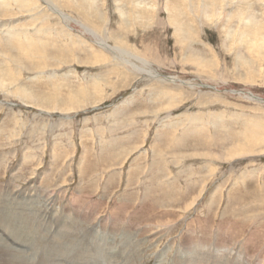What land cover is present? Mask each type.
<instances>
[{
	"label": "rangeland",
	"instance_id": "obj_1",
	"mask_svg": "<svg viewBox=\"0 0 264 264\" xmlns=\"http://www.w3.org/2000/svg\"><path fill=\"white\" fill-rule=\"evenodd\" d=\"M0 264H264V0H0Z\"/></svg>",
	"mask_w": 264,
	"mask_h": 264
},
{
	"label": "bare ground",
	"instance_id": "obj_2",
	"mask_svg": "<svg viewBox=\"0 0 264 264\" xmlns=\"http://www.w3.org/2000/svg\"><path fill=\"white\" fill-rule=\"evenodd\" d=\"M181 1H182V0H181ZM191 1H192V0H191ZM178 2H179V1H178ZM178 4H179V3H178ZM182 4H183V2H182ZM176 5H177V4H176ZM195 5H196V4H195ZM195 5H193V6H195ZM197 5H199V4H197ZM197 5H196V6H197ZM174 6H175V5H174ZM178 6H179V5H178ZM178 6H177V7H178ZM182 6H183V5H181V7H182ZM196 6H195V7H196ZM185 7L187 8V5H186ZM169 8H170V6H169ZM172 8H173V6H172ZM211 8H212V7H211ZM175 9H176V8H175ZM183 9H184V8H183ZM119 10H120V9H119ZM186 10H187V9H186ZM178 11H180V10H178ZM178 11H177V12H178ZM196 11H198V10H196ZM173 12H174V10H173ZM194 12H195V10H194ZM194 12H193V13H194ZM185 13H186V12H185ZM173 14H175V12H174ZM178 14H179V13H178ZM199 15H200V13H199ZM173 18L175 19V20H172L173 22L177 21V22H176V27H177V28L181 27V24L184 25V23L182 22V20L178 19L177 17H173ZM187 23H188V22H187ZM183 25H182V26H183ZM66 26H67V25H66ZM22 46H23V45H22ZM23 47H24V46H23ZM30 49H31V48H30ZM146 61H147V60H146ZM234 78H235V77H234ZM255 111H256V110H255ZM201 121H202V120H201ZM180 142H181V141H180ZM165 143H166V142H165ZM73 148H74V147H73ZM78 168H79V167H78ZM80 170H81V169H80ZM240 178H241V177H240ZM240 181H241V180H240ZM148 188H149V187H148ZM11 200H13V199H11ZM35 209H36V208H35ZM43 210L45 211V209H43ZM185 211H186V210H185ZM31 228H32V227H31ZM209 242H211V241H209ZM214 242H215V241H214ZM217 247H218V246H217ZM210 250H211V249H210ZM248 250H249V249H248ZM211 254H212V253H211ZM13 260H14V259H13ZM15 260H16V259H15ZM185 262H186V261H185Z\"/></svg>",
	"mask_w": 264,
	"mask_h": 264
}]
</instances>
